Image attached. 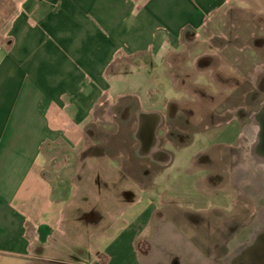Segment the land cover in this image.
<instances>
[{"label":"crops","instance_id":"crops-1","mask_svg":"<svg viewBox=\"0 0 264 264\" xmlns=\"http://www.w3.org/2000/svg\"><path fill=\"white\" fill-rule=\"evenodd\" d=\"M228 2L0 0V32L8 36L0 37V264H30L31 258L169 264L168 256L183 255L189 242L200 244L195 252L206 246L198 219L226 217L233 200L211 175L206 148L179 158L160 148V109L141 98L136 156L149 158L159 170L148 186L136 180L127 186V167L119 168L110 188L119 193L113 229L98 234L86 251L82 238L60 228L69 218L72 187L84 174L70 161L83 159L76 150L85 144L97 106L105 99L110 111L127 98L120 85L130 65L138 72L163 71L164 58L180 52L183 38H196ZM129 117L126 105L120 119L127 123ZM127 187L136 193L129 203ZM173 211L186 213L184 222Z\"/></svg>","mask_w":264,"mask_h":264},{"label":"rangeland","instance_id":"rangeland-1","mask_svg":"<svg viewBox=\"0 0 264 264\" xmlns=\"http://www.w3.org/2000/svg\"><path fill=\"white\" fill-rule=\"evenodd\" d=\"M5 33L0 32V37ZM196 38H183L181 51L164 58L163 71L151 73L143 67L138 72L130 65L120 85L127 89V98L119 99L110 111L103 99L95 109V123L85 128V144L76 150L83 152V159L77 156L70 161L84 174L78 187H72L69 218L60 228L69 237L82 238L83 251L98 234L113 229L118 202L117 192L110 188L113 175L119 179V168L127 167V186L133 180L148 186L159 170L149 158L136 156L139 143L134 134L141 98L160 109L162 120L156 129L160 148L177 158L206 148L211 175L226 186L233 200L226 217L206 220L205 225L198 219L197 229L208 238L206 246L197 253L194 248L200 244L189 242L183 255L168 256L169 264H264V155L256 149L258 125L252 116L264 102V0H229ZM144 60L150 65V58ZM209 63L218 67L217 73H210ZM126 105L130 117L124 123L120 113ZM233 117L237 119L230 121ZM219 139L227 143L216 144ZM135 194L127 187V203ZM173 215L180 222L187 216L176 211ZM180 242L186 243L184 238ZM30 264L63 263L31 258Z\"/></svg>","mask_w":264,"mask_h":264},{"label":"flooded vegetation","instance_id":"flooded-vegetation-1","mask_svg":"<svg viewBox=\"0 0 264 264\" xmlns=\"http://www.w3.org/2000/svg\"><path fill=\"white\" fill-rule=\"evenodd\" d=\"M210 65H211V63L207 64L210 73L211 74L217 73L218 67L217 66L213 67V66H210ZM252 116H253V121L258 125L257 131H256V141H257L258 140V136H259L260 131H261L260 125L264 124V102H262V104L259 106V108L257 110L252 112ZM234 119H237V117H233L230 121H232Z\"/></svg>","mask_w":264,"mask_h":264},{"label":"water","instance_id":"water-1","mask_svg":"<svg viewBox=\"0 0 264 264\" xmlns=\"http://www.w3.org/2000/svg\"><path fill=\"white\" fill-rule=\"evenodd\" d=\"M261 131L256 141V149L259 153L264 155V124L260 125Z\"/></svg>","mask_w":264,"mask_h":264},{"label":"bare ground","instance_id":"bare-ground-1","mask_svg":"<svg viewBox=\"0 0 264 264\" xmlns=\"http://www.w3.org/2000/svg\"><path fill=\"white\" fill-rule=\"evenodd\" d=\"M255 159H257L256 161H258V162L261 161V159L260 158H257L256 156H255Z\"/></svg>","mask_w":264,"mask_h":264}]
</instances>
